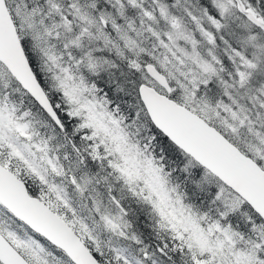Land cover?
<instances>
[{
    "label": "snow or ice",
    "instance_id": "obj_1",
    "mask_svg": "<svg viewBox=\"0 0 264 264\" xmlns=\"http://www.w3.org/2000/svg\"><path fill=\"white\" fill-rule=\"evenodd\" d=\"M0 264H264V0H0Z\"/></svg>",
    "mask_w": 264,
    "mask_h": 264
}]
</instances>
